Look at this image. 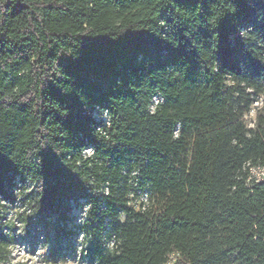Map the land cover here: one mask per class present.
<instances>
[{"label":"trees","instance_id":"1","mask_svg":"<svg viewBox=\"0 0 264 264\" xmlns=\"http://www.w3.org/2000/svg\"><path fill=\"white\" fill-rule=\"evenodd\" d=\"M262 96L264 0H0V264L29 184L89 264H264Z\"/></svg>","mask_w":264,"mask_h":264},{"label":"rangeland","instance_id":"2","mask_svg":"<svg viewBox=\"0 0 264 264\" xmlns=\"http://www.w3.org/2000/svg\"><path fill=\"white\" fill-rule=\"evenodd\" d=\"M263 107L264 96L245 117L248 128L254 127L256 112ZM32 190L31 184L24 192L17 190L14 201L6 204L7 227L3 234L9 246L3 264H89L83 228L87 206L81 202L75 207L68 224L59 222L55 216L35 217L23 204L24 196H29ZM142 200L146 201V197Z\"/></svg>","mask_w":264,"mask_h":264},{"label":"built area","instance_id":"3","mask_svg":"<svg viewBox=\"0 0 264 264\" xmlns=\"http://www.w3.org/2000/svg\"><path fill=\"white\" fill-rule=\"evenodd\" d=\"M155 102L157 103V100H155ZM94 116L96 118H100L99 117V114H97V112L94 113ZM102 121L104 122V125H109L110 124V119H109V116H108V113L107 112L104 114V117H102ZM85 153L87 155H91L92 154V150L91 149H88V150L85 151ZM253 174L255 175V177H256V179L258 181L264 180V169H259L257 171H253Z\"/></svg>","mask_w":264,"mask_h":264}]
</instances>
